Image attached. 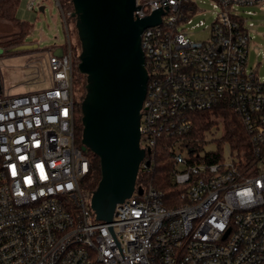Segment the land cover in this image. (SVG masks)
I'll return each instance as SVG.
<instances>
[{
    "label": "built area",
    "instance_id": "1",
    "mask_svg": "<svg viewBox=\"0 0 264 264\" xmlns=\"http://www.w3.org/2000/svg\"><path fill=\"white\" fill-rule=\"evenodd\" d=\"M198 1L135 0L137 16L163 11L140 33L147 83L138 170L150 173L154 150H167L180 203L167 206L152 185L135 184L111 217L121 256L90 205V150L75 118L67 41L48 54L49 87L0 92V264H264V79L247 67L248 8L264 9V0H209L215 18L194 39L191 31L206 26L193 21ZM40 5L26 0L30 10ZM220 107L238 113L249 135L237 159L185 145L195 115Z\"/></svg>",
    "mask_w": 264,
    "mask_h": 264
},
{
    "label": "water",
    "instance_id": "2",
    "mask_svg": "<svg viewBox=\"0 0 264 264\" xmlns=\"http://www.w3.org/2000/svg\"><path fill=\"white\" fill-rule=\"evenodd\" d=\"M81 42L78 69L86 75L81 102L82 141L100 160V179L90 205L99 220L111 227L117 202L134 189L145 151L139 147L140 109L146 92L147 71L140 33L157 24L161 7L137 16L135 0H72ZM20 44L13 51L28 49ZM3 49L0 48V54ZM60 53V52H58Z\"/></svg>",
    "mask_w": 264,
    "mask_h": 264
},
{
    "label": "rangeland",
    "instance_id": "3",
    "mask_svg": "<svg viewBox=\"0 0 264 264\" xmlns=\"http://www.w3.org/2000/svg\"><path fill=\"white\" fill-rule=\"evenodd\" d=\"M41 5L45 8L43 11L39 10V6H35L32 10L27 9L26 0H19L16 7V16L21 20H25L29 25V33L25 38L26 42L35 41L37 43V52H39L37 60L43 62L48 59L47 49L53 45H63L66 41H69L72 46V53L75 56V52L79 56L81 52V42L78 36L77 28L75 23L77 21L76 14H72L73 9H62L63 17L65 19L62 22L61 13L58 9L55 0H40ZM199 12L193 17V21L201 19L203 24L206 26L195 27L191 31V37L194 39L205 38L208 34V26L212 23L215 18V8L209 0L198 1ZM246 9L245 7L240 10ZM248 9L253 10L255 13L247 21H252L254 27L250 30V39L248 43V54H247V67L255 70L259 79H264V9H259L257 6L249 7ZM243 16L244 13H241ZM248 17V16H246ZM18 27L10 21L0 19V35L10 34L17 31ZM23 44V43H22ZM20 45V44H18ZM15 45V46H18ZM14 46V47H15ZM74 46V47H73ZM74 48V49H73ZM26 60L18 55L12 57L1 58L0 60V71L2 76V84L4 94L12 95L13 93H25L32 91L40 87L48 86V75L46 70L40 65L37 66L39 74L33 77L24 75L31 73L32 68L25 67ZM36 69H34L35 72ZM44 81H43V80ZM86 75H82L79 83H74L75 96L79 97L80 102L85 97ZM10 87V89H8ZM81 114V113H80ZM75 118H79V112L75 110ZM81 118V117H80ZM213 124L211 128L206 132L205 142L199 145L200 155L204 152H216L220 151L224 160H227L229 155L232 154L235 159L243 155L239 150L231 149L227 142H219V138L223 133L222 119L219 116L211 114ZM176 153L181 154L183 157H187L188 151L185 148H176ZM90 150V155H92ZM181 168L182 164H178ZM86 181V180H85ZM86 185V182H85Z\"/></svg>",
    "mask_w": 264,
    "mask_h": 264
},
{
    "label": "trees",
    "instance_id": "4",
    "mask_svg": "<svg viewBox=\"0 0 264 264\" xmlns=\"http://www.w3.org/2000/svg\"><path fill=\"white\" fill-rule=\"evenodd\" d=\"M61 8L73 9L72 0H58ZM19 0H0V18L13 22L17 27V31L6 35H0V47L4 50H10L12 47L18 44H22L24 38L29 33L30 25L16 16V7ZM71 44V43H70ZM74 47V46H73ZM72 48V46H71ZM74 49V48H73ZM79 62V56L75 52L73 71H72V85L73 96L75 103V110L79 112L81 116V102L78 96H75L74 83H79L83 73H81L77 67ZM211 114L219 116L222 119L223 133L219 138V142H227L231 149L237 151L245 149L249 146V135L245 131V128L240 121L238 113L234 112L230 107H220L211 112H199L195 115V127L192 132L185 135V145L191 151L198 150L199 145L206 140L204 139L206 132L211 128L213 120ZM154 162L153 168L150 173H143L139 169L136 175V185H152L155 189L162 193V203L167 206L178 204V188L179 186L172 182L170 175L174 166L171 156L167 150L157 148L154 150ZM101 176L100 160L92 153L90 155V171L86 177V186L90 190H94Z\"/></svg>",
    "mask_w": 264,
    "mask_h": 264
},
{
    "label": "crops",
    "instance_id": "5",
    "mask_svg": "<svg viewBox=\"0 0 264 264\" xmlns=\"http://www.w3.org/2000/svg\"><path fill=\"white\" fill-rule=\"evenodd\" d=\"M58 7V6H57ZM27 8V7H26ZM44 8H45V6L44 5H40L39 6V10H41V11H43L44 10ZM28 9V8H27ZM58 9H59V7H58ZM30 10V9H29ZM61 17H62V15H61ZM1 19V18H0ZM62 20V22H63V19H61ZM15 32V31H14ZM2 35V34H1ZM28 35V34H27ZM26 35V36H27ZM26 38V37H25ZM25 38H24V41H23V44H27V45H30V47L28 48V49H24V50H19V51H13V50H4L2 47H0V48H2L3 49V52L0 54V60H1V58H6V57H12L13 55H18V57H23V58H25V60H26V65H25V67H31L32 68V72L31 73H26V74H24V75H29V76H31V77H33L34 75H38L39 74V69H38V67L37 66H41V67H43L45 70H46V72H47V75H48V79H47V82H48V86L47 87H49L50 86V84H51V80H50V73H49V70H48V64H47V61H46V59H45V61H43V62H41V61H39V60H37V59H35V58H37V56H38V54H39V52H37V46H38V44L37 43H34L33 41H31V42H26L25 41ZM69 42V41H68ZM67 44V41L63 44V45H53L52 47H50V48H48L47 49V52H48V54H49V52H60L64 47H65V45ZM13 48V47H12ZM34 69H36L35 70V72H34ZM37 75H36V77H37ZM43 80V79H42ZM2 81H3V79H2V76H1V71H0V92H2V93H4V92H7V90H4V87H3V84H2ZM44 81V80H43ZM47 87H40V88H37V89H34V90H32V91H37V90H40V89H44V88H47ZM8 89H10V87H8ZM28 92H31V91H28ZM19 93H21V92H18V93H13V94H19Z\"/></svg>",
    "mask_w": 264,
    "mask_h": 264
}]
</instances>
